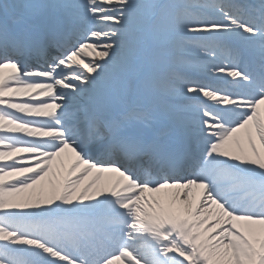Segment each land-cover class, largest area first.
Wrapping results in <instances>:
<instances>
[{
  "label": "snow or ice",
  "instance_id": "obj_1",
  "mask_svg": "<svg viewBox=\"0 0 264 264\" xmlns=\"http://www.w3.org/2000/svg\"><path fill=\"white\" fill-rule=\"evenodd\" d=\"M0 264H264V0H0Z\"/></svg>",
  "mask_w": 264,
  "mask_h": 264
},
{
  "label": "bare ground",
  "instance_id": "obj_2",
  "mask_svg": "<svg viewBox=\"0 0 264 264\" xmlns=\"http://www.w3.org/2000/svg\"><path fill=\"white\" fill-rule=\"evenodd\" d=\"M21 19H24L23 15L21 16ZM98 51V50H97ZM95 58V52L91 49H86L85 52L82 54L81 59L86 63L89 59ZM22 99H27V97H21ZM132 100L135 103H143V99L140 97H137L135 95H133ZM127 107V105H121V109H125ZM165 126L160 129L159 131H164ZM241 135H243V133H241ZM22 155H28V154H22ZM33 163H35V161H33Z\"/></svg>",
  "mask_w": 264,
  "mask_h": 264
}]
</instances>
